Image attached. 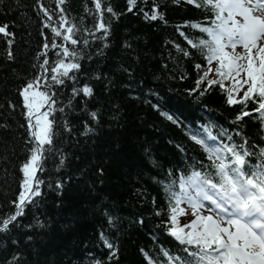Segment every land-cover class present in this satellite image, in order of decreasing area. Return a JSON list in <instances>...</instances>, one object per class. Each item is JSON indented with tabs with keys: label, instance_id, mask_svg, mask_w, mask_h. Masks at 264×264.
<instances>
[{
	"label": "snow or ice",
	"instance_id": "snow-or-ice-1",
	"mask_svg": "<svg viewBox=\"0 0 264 264\" xmlns=\"http://www.w3.org/2000/svg\"><path fill=\"white\" fill-rule=\"evenodd\" d=\"M67 2L54 0L58 9L55 11L43 0H36L33 9L43 40L42 50L34 58L37 73L26 79L13 70L16 79L22 81L16 89V98L0 102V115L5 112L9 118L17 112L21 115L23 122L19 127L24 131L27 153L18 169L22 176L18 195L12 201L15 210L0 214V240L3 241L0 247L5 252L0 264H33L29 254L39 255L33 235H27L28 243L21 248L20 240L13 233L25 229L35 232L47 226L39 217L28 225L21 218L30 207H41L44 187L56 191L64 187L63 181L49 183L43 173L50 156L59 155L60 164L64 163L62 137L64 133L71 136L73 132L69 116L77 112L87 116L82 132L85 136L94 134L93 123L100 122V113L88 106V101L95 97L94 87L81 80L101 81L109 90L113 85L112 78L99 73L82 77L81 61L85 55L89 61L93 55H106L104 50L110 47L108 41L112 34L110 21L118 20L121 13L114 10L110 0H91L94 10L86 8L85 12L93 15L96 23L89 28L85 26L84 17L79 22L76 17L69 18ZM138 2L147 5L148 0H127V12L137 9ZM183 2L202 12L201 20L177 26L186 47L169 41L183 58L192 59L198 54L204 61L194 64L197 78L194 88L186 90L188 96L199 101L209 90L218 89L236 114L231 128L197 125L195 120L188 122L170 110L165 98L152 89L135 97L137 100L143 97V102L160 117L180 128L201 153H190L182 141L170 140L181 155L177 162L165 167L152 156L150 149H145L152 168L158 169L151 179L161 188L167 204L166 212L154 209L155 216H167L156 227L162 229L173 244L165 246L159 235L153 234V248L138 249L142 264H264V144H250L241 131L245 118H252L259 124L264 140V0ZM15 4L17 10L26 7L22 0H15ZM0 7L4 8V15L12 11L8 0H0ZM22 14L27 16V13ZM139 14L147 22L167 23L155 0L150 10L139 8ZM13 27L7 22L0 24V41L6 45L7 62L15 61ZM185 28L198 35H188ZM97 41L102 43L93 54L91 47ZM124 47L131 45L126 42ZM50 53L55 59L50 60ZM121 68L130 79L134 78L127 67L121 65ZM186 78L181 76V79ZM69 86L71 92L65 96L64 90ZM125 87L135 92L142 87V82ZM149 96H155V102ZM78 97L82 106L77 104ZM10 127L8 119L0 122V129ZM98 174L104 175L103 166L98 168ZM152 203L155 204V198ZM99 212L107 230L101 226L98 239L107 251L100 258L92 253L76 256L78 264H120V247L113 239L121 231L120 218L103 201ZM138 223L143 225L144 220L141 218Z\"/></svg>",
	"mask_w": 264,
	"mask_h": 264
},
{
	"label": "trees",
	"instance_id": "trees-1",
	"mask_svg": "<svg viewBox=\"0 0 264 264\" xmlns=\"http://www.w3.org/2000/svg\"><path fill=\"white\" fill-rule=\"evenodd\" d=\"M8 2L12 11L4 15V8L0 7V24L7 22L14 26L12 30L16 33V41L12 50L15 61H6V45L0 41V102L16 98V89L22 81L16 79L13 70L26 79L37 73L33 67L34 58L42 50L43 42L40 22L33 9L36 0H22V5L26 7L22 6L19 10L15 0ZM43 3L50 10L58 11L54 0H43ZM110 3L117 13H121L118 20L110 21V47L104 50V56L93 55L89 61L85 55L81 61L82 77L99 73L113 80L110 90L101 81L81 80V83L87 82L94 87L95 97L88 101V106L100 113V122L98 125L93 123L94 134L85 136L82 132L87 116L79 112L69 116L73 132L71 136L64 133L62 137L64 163L60 164L59 155L55 158L50 156L43 173L49 183L54 185L63 181L64 187L61 191L44 187L41 207H30L21 218L28 225L39 217L47 226L35 232L25 229L13 233L20 240L21 248L28 243L27 235L34 236L33 244L39 255L29 254L33 264H78L75 257L86 253L100 258L107 251L100 246L98 239L100 227L107 230L105 219L99 212L101 201L120 218L121 231L113 238L120 247V264H142L138 249L146 247L151 250L155 244L153 234H158L165 246L173 244L171 238L156 227L167 216H155L154 209L166 212L167 204L161 188L151 179L158 169L152 168L145 149H150L152 156L165 167L170 162H177L181 155L174 143H169L170 140L182 141L190 153H201L180 128L160 117L143 102V97L137 100L136 96L152 89L165 98L170 110L188 122L195 120L197 125L231 128V121L235 118V111L229 108L218 89L209 90L199 101L188 96L186 90L194 88L197 78L194 64H203L204 61L198 54L192 59L183 58L169 43L176 41L186 47L177 26L186 21L201 20L200 10L183 0H155L167 21L165 24L160 20L147 22L139 14L141 7L150 10L153 0H148L147 5L138 2L137 9L131 13L127 12V0H110ZM65 8L69 18L76 17L77 22L84 17L85 26L89 28L96 23L94 16L85 12L86 8L94 10L91 0H68ZM22 13H27V16ZM183 30L190 36L198 35L192 29ZM47 34L51 36L50 32ZM126 42L131 45L130 48L124 47ZM101 43L97 41L92 45L93 54ZM51 59L55 57L50 53ZM121 65L127 67L134 78L130 79ZM181 76L187 78L181 79ZM141 82L142 87L135 92L125 87L129 83L139 85ZM70 92L69 86L64 95ZM148 98L153 102L156 100L155 96ZM77 104L82 106L79 97ZM6 119L11 127L9 130L0 129V214L15 210L12 201L18 195L22 176L18 169L27 155L24 131L19 127L23 122L21 115L19 112L11 118L7 112L0 115V122ZM259 128L252 118H245L241 131L250 144H264ZM236 139L239 141L240 137ZM101 166L104 168L103 176L98 174ZM153 198L155 204L152 203ZM141 218L143 225L138 223ZM2 244L0 240V246ZM4 256L5 252L0 247V259Z\"/></svg>",
	"mask_w": 264,
	"mask_h": 264
}]
</instances>
